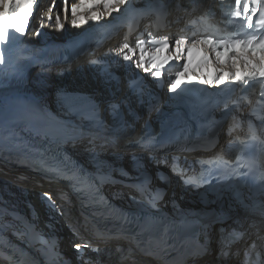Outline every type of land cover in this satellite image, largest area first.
I'll use <instances>...</instances> for the list:
<instances>
[{"label": "bare ground", "instance_id": "bare-ground-1", "mask_svg": "<svg viewBox=\"0 0 264 264\" xmlns=\"http://www.w3.org/2000/svg\"><path fill=\"white\" fill-rule=\"evenodd\" d=\"M56 1V7L48 11H45L44 8L40 12V16H38L40 21L33 23L24 46H35L52 40H64L97 15L95 11L87 12L82 7L94 0H78L79 5L74 14L67 9L69 0L63 4L61 0H52L51 8ZM59 5H62V9H59ZM0 11H3V7H0ZM35 26L40 28L34 33ZM120 49V46H115L114 52L110 55L104 58H95L94 62L88 66V72L85 71L86 67L84 71L75 73L69 69L63 70L60 65L50 66L40 70V73L43 74L34 77L32 75L29 83L23 86L17 85L14 78L10 76L11 67L6 63H0V161L14 167L9 170L0 165V211L13 210L23 214L35 222L39 231L46 236L62 237L61 243L67 242L69 238L63 227V232L59 233H55L54 229H46L47 224L54 225V222H59L60 218L45 208H42L41 211L35 209L38 203L35 193L31 191L32 184L42 182L45 177L31 165L27 155L23 153L7 154L5 146L16 143L31 152L41 154L64 152L78 158L95 172L112 168L113 170L109 174L114 176L116 174L114 167L117 164L125 165L127 161L124 162V160L128 159V156L125 149H120V154L106 152L105 143L102 145L101 137L122 129L127 118H132L137 114L135 105L147 102L146 94L142 95L138 102H127L121 104L115 112L111 110L114 124L104 122L101 126H93V137L86 143L83 138L75 134L68 133L63 136L48 137L40 133L42 130L41 127H38L40 123L32 114L39 113L56 120L70 118L83 122L84 119L80 115L84 105L90 101H98V106L101 109L107 108L108 114L111 104L123 97L121 95L115 99L118 94L117 88L122 83V78L119 77L117 71L123 72L125 68L124 53H121ZM78 67L82 68L83 66ZM50 73L53 74L49 75ZM88 73L92 79L87 78ZM95 74V79L99 78V84L93 82ZM101 96H103L102 99ZM112 98L116 101L111 100ZM68 113L71 114L70 117H67ZM14 173L25 177L24 180L19 177L17 183L21 184L18 187L11 181H5V179H14ZM57 186L62 187L55 182L47 187L37 188L49 190V188L55 189ZM113 190H116V193L118 190L122 191L121 188L115 186L110 187L109 193L112 194ZM166 199L167 196H164L161 202ZM40 202L43 203L41 200ZM39 213L41 214L39 215ZM56 227L60 229V226ZM204 264H216V261L209 259Z\"/></svg>", "mask_w": 264, "mask_h": 264}, {"label": "snow or ice", "instance_id": "snow-or-ice-1", "mask_svg": "<svg viewBox=\"0 0 264 264\" xmlns=\"http://www.w3.org/2000/svg\"><path fill=\"white\" fill-rule=\"evenodd\" d=\"M62 4L66 2V0H61ZM118 3L126 4V7L120 11V16H114L113 21H119L120 17L125 15H133V16H143V15H151V14H162L164 9V4L161 2L155 6L150 5L148 8L144 10H138L135 7V0H117ZM258 7V20L259 24H255L252 20V9L250 8L248 0H234L236 11L232 13L233 15L240 17H244L243 23L247 25L248 29H255L256 27H260V33H256L255 31L250 34L247 38H240L239 36L224 38H217L216 41L212 38L205 37L204 39H193L191 40V46L187 49L188 56V64L183 65V72H177L175 80H169L168 82L171 84V91L175 92L179 79L178 77L182 74H185L189 70V65L192 63V53L193 50L197 48L198 44L208 45L210 48L216 51L217 59H220L221 56L226 55L229 49L234 50L236 47H240L244 51H248L251 53L259 52L261 61H264V5L261 4V0H253ZM32 0H0V7H3V11H0V42H6L9 39L10 31L12 34L14 33H24L25 31V19L28 14L29 6L31 5ZM105 7L109 8V0H104ZM73 11H75V6H73ZM164 44L163 47H155L152 49V53L150 54L147 49L143 47L144 44L148 43L147 40L140 38L137 41V46H140L141 50L139 53V60L135 61V66L137 68L143 67L145 71L148 70V67H151L154 70L153 78H160L162 76V72L156 70L158 68H163L164 64L168 61L169 57L162 56L161 53H167L169 51V37H163ZM188 43V40L185 38H176L174 39V45L176 48V57L174 59H179L183 54L182 46ZM125 49L128 51L125 52ZM219 49H224V52L219 51ZM123 54L124 61H133L136 55L134 51V46L130 43H125L123 47L120 49ZM234 54V53H233ZM207 59V58H205ZM4 61V56L0 55V62ZM150 61V63H149ZM246 65H250L252 67V71H245L243 75H235L232 77L233 80L240 83L241 87H247L250 84H264V64H253L252 61L246 60ZM223 75L221 74L213 79L209 80H201V83H213L221 84L223 82ZM140 78L138 74L128 81V88L132 95H140L142 93V87L140 84ZM262 97H264V93H262ZM264 103V100L260 101ZM113 111L115 112L119 109V104H114ZM261 130L264 131V122L261 124ZM253 139H256L255 130H252ZM261 148L264 150V141L261 142ZM173 171H176L175 165H173ZM186 183L195 182L192 178H189L185 181ZM202 182V181H201ZM47 195V194H46ZM51 199V198H49ZM56 205H53L55 207ZM240 233H233L235 239L240 238ZM84 247H91V245L85 241L83 244ZM81 245H76L77 252L79 253ZM93 251H97V249L93 248ZM82 255V254H81ZM230 253L225 250L224 247H221L220 257H228ZM85 264H100L99 260L96 261H86Z\"/></svg>", "mask_w": 264, "mask_h": 264}, {"label": "water", "instance_id": "water-1", "mask_svg": "<svg viewBox=\"0 0 264 264\" xmlns=\"http://www.w3.org/2000/svg\"><path fill=\"white\" fill-rule=\"evenodd\" d=\"M228 188V187H226ZM223 188H205L201 190L198 193H193L192 196H195L198 200V198H204L207 199L208 202L206 204H203L202 201H196L195 205H191L190 208L197 209V210H203L207 213L215 214L218 212L219 208L221 207L222 199L217 200L216 195L213 194L217 191H221ZM211 199V200H209Z\"/></svg>", "mask_w": 264, "mask_h": 264}, {"label": "rangeland", "instance_id": "rangeland-1", "mask_svg": "<svg viewBox=\"0 0 264 264\" xmlns=\"http://www.w3.org/2000/svg\"><path fill=\"white\" fill-rule=\"evenodd\" d=\"M59 9H62V5L59 6ZM45 11H48V10H45ZM38 16H40V13H39ZM37 21H40V19L37 20ZM39 28H40V27H38V26L36 27V26H35V29H34L33 32L35 33ZM75 73H76V72H75ZM38 74H43V73H40V70H37V71L34 73L33 77L36 76V75H38ZM52 74H53V73H50L49 75H52ZM44 75H45V74H44ZM53 76H56V75H53ZM74 77H75V75H74ZM87 78H88V77H87ZM100 91L102 92L101 89H100ZM121 110H122V109H121ZM70 116H71V114L68 113V114H67V117H70ZM127 160H128V159H125L124 162L127 161Z\"/></svg>", "mask_w": 264, "mask_h": 264}]
</instances>
